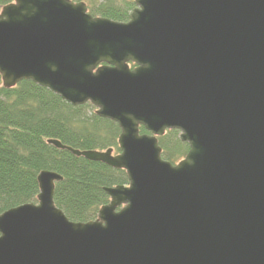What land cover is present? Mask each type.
<instances>
[{
  "label": "water",
  "instance_id": "1",
  "mask_svg": "<svg viewBox=\"0 0 264 264\" xmlns=\"http://www.w3.org/2000/svg\"><path fill=\"white\" fill-rule=\"evenodd\" d=\"M135 6L127 22L72 0L1 9L2 86L31 81L116 123L118 154L48 143L128 184L76 223L54 201L63 177L42 171L37 204L0 214V264H264V0ZM167 131L189 147L176 165Z\"/></svg>",
  "mask_w": 264,
  "mask_h": 264
},
{
  "label": "trees",
  "instance_id": "2",
  "mask_svg": "<svg viewBox=\"0 0 264 264\" xmlns=\"http://www.w3.org/2000/svg\"><path fill=\"white\" fill-rule=\"evenodd\" d=\"M12 1L0 0V10ZM96 1L90 14L116 22L128 21L135 7L134 0ZM120 133L116 123L96 116L90 104L73 107L31 81L8 90L0 76V214L23 204H37L38 175L52 171L64 179L55 187L56 206L72 222L96 220L100 208L109 203L104 188L128 184L126 173L56 149L48 141L57 140L79 151L114 148L118 153ZM140 133L147 131L140 128ZM159 145L163 159L172 164L189 151L178 131H168L159 138Z\"/></svg>",
  "mask_w": 264,
  "mask_h": 264
},
{
  "label": "flooded vegetation",
  "instance_id": "3",
  "mask_svg": "<svg viewBox=\"0 0 264 264\" xmlns=\"http://www.w3.org/2000/svg\"><path fill=\"white\" fill-rule=\"evenodd\" d=\"M135 1L136 0H134V4H135ZM13 2V1H12ZM102 2H104L103 0H100L99 1V4L100 3H102ZM80 3H85L86 4V6H87V8H88V13L90 14V7H92V3L91 2H89L88 0H86V2H84V1H82V2H80ZM121 5V4H120ZM136 7V6H135ZM135 7H134V9H135ZM93 16V15H92ZM93 17H95V16H93ZM98 17V16H97ZM100 17V16H99ZM102 18V17H101ZM106 19H108V18H106ZM111 20V19H110ZM114 21V20H113ZM127 22V21H126ZM136 66L134 65V64H132V63H130V68L131 69H134ZM92 106V105H91ZM93 107V106H92ZM95 109V108H94ZM96 110V109H95ZM97 116V115H96ZM146 134H148V133H146ZM167 134V133H166ZM165 134V135H166ZM164 135V136H165ZM180 140V139H179ZM187 145V144H186ZM188 146V145H187ZM109 149H114V148H109ZM108 150V149H107ZM172 164V163H171ZM177 164V163H176ZM176 164H173V165H176Z\"/></svg>",
  "mask_w": 264,
  "mask_h": 264
},
{
  "label": "rangeland",
  "instance_id": "4",
  "mask_svg": "<svg viewBox=\"0 0 264 264\" xmlns=\"http://www.w3.org/2000/svg\"><path fill=\"white\" fill-rule=\"evenodd\" d=\"M89 2H91L92 3V6H96V4L93 2V1H95V2H97L96 0H88ZM84 2H86V0H84ZM99 3V2H98ZM1 11V10H0ZM2 81V80H1ZM96 111V110H95Z\"/></svg>",
  "mask_w": 264,
  "mask_h": 264
}]
</instances>
